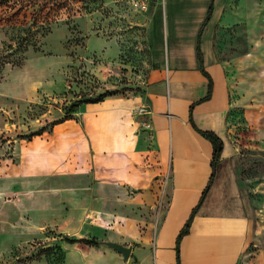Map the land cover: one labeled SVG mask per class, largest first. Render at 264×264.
Returning <instances> with one entry per match:
<instances>
[{"label":"crops","instance_id":"0c3cea01","mask_svg":"<svg viewBox=\"0 0 264 264\" xmlns=\"http://www.w3.org/2000/svg\"><path fill=\"white\" fill-rule=\"evenodd\" d=\"M148 39L155 66L144 112L119 95L82 103L28 140L24 155L0 113V150L24 159L0 157V222L23 218L64 235L112 228L98 245L69 244L77 264H177V236L204 194L180 240V264H239L252 248L256 261L264 204L250 201L233 134L245 107L248 139L264 150V0H162ZM193 125L222 140L214 166L211 142ZM134 210L154 211L157 221L140 232ZM101 241L131 246L128 259Z\"/></svg>","mask_w":264,"mask_h":264},{"label":"rangeland","instance_id":"374dc122","mask_svg":"<svg viewBox=\"0 0 264 264\" xmlns=\"http://www.w3.org/2000/svg\"><path fill=\"white\" fill-rule=\"evenodd\" d=\"M161 1L0 0V113L13 129L11 138L22 155L27 141L46 135L54 123L68 117L65 111L76 100L109 93L147 105L144 87L155 66L148 28L152 9ZM35 19L44 25L29 26ZM26 27L35 45L24 50L15 41L17 35H27ZM95 37L99 40L92 43ZM244 108L236 111L233 138L240 146L243 177L250 189L258 186V191L249 189L251 203L258 206L264 204V150L248 139L251 129ZM2 135L0 148L6 143ZM21 154L0 150L1 158L14 157L18 163L24 160ZM90 166L93 172L94 161ZM131 215L140 232L157 221L154 211L134 210ZM0 223L6 225L0 233V264H77L78 248L63 237L107 240L112 230L94 225L81 235H64L52 226L28 225L23 218ZM249 252L239 264H264V254L253 261V248Z\"/></svg>","mask_w":264,"mask_h":264},{"label":"trees","instance_id":"16d2710c","mask_svg":"<svg viewBox=\"0 0 264 264\" xmlns=\"http://www.w3.org/2000/svg\"><path fill=\"white\" fill-rule=\"evenodd\" d=\"M210 10H211V6L209 7V10H208V14H207V17H206V20L205 22L207 21L208 17H209V14H210ZM55 12V16L58 15L57 12L58 10L55 9L54 10ZM37 17H41L39 15H37ZM48 16L45 15V18H47ZM50 20L47 18V21ZM37 23V25H39L40 27L42 25H44L43 23L45 22H38L37 19L33 20V22H31V24L29 26H35V24ZM47 23V22H46ZM36 25V27H37ZM50 28V26H47ZM49 28L47 30H49ZM25 30H23L24 32L27 33V35H17V40L15 41L17 43V45L19 46V48H23L24 50H27L29 48V46H34L35 45V40H34V35L32 33V30L29 28V27H26L24 28ZM15 45V47H18ZM10 48H12L13 46L12 45H9ZM197 53H198V58L200 60V62L202 61V58H201V53H200V50H199V46L197 47ZM17 60H19V58L17 57L16 58ZM203 74L209 79V85H208V94L207 96L205 97V99H207L209 96H210V92H211V79L209 77V75L203 70ZM109 93H105V94H101L99 95L98 97L96 98H84V99H79V100H76L75 102H73L67 111H65L66 115L68 116V114L72 113L73 111H75L80 104L82 103H93V102H98V101H101L103 100V98L105 96H108ZM67 118V117H66ZM193 127L195 128V126L193 125ZM196 129V128H195ZM203 137L207 138L211 144H212V148H213V152H212V161H211V164L212 166H214L216 164V162L219 160L220 158V154H221V151H222V148H223V142L222 140L216 135L214 134L213 132H210V131H201L199 129H196ZM204 194L201 196V199H200V202L199 204L193 208L191 214H190V217L188 218V220L186 221V223L184 224L183 228L180 230L178 236H177V240H176V251H177V264H180V255H179V244H180V240L181 238L186 235L189 231V227H190V224H191V221H192V217L194 215V213L196 212L198 206L200 205L201 201H202V198H203ZM63 241L66 242V243H69V244H73V243H83V244H86V245H98L99 244V241L95 238H68V237H63Z\"/></svg>","mask_w":264,"mask_h":264},{"label":"water","instance_id":"95a60500","mask_svg":"<svg viewBox=\"0 0 264 264\" xmlns=\"http://www.w3.org/2000/svg\"><path fill=\"white\" fill-rule=\"evenodd\" d=\"M100 243L120 252L122 257H123V260L126 261L128 259L129 253L131 251V246H125L123 244H120V243L114 242V241H101Z\"/></svg>","mask_w":264,"mask_h":264},{"label":"built area","instance_id":"2783aa9c","mask_svg":"<svg viewBox=\"0 0 264 264\" xmlns=\"http://www.w3.org/2000/svg\"><path fill=\"white\" fill-rule=\"evenodd\" d=\"M139 111H140V112H144V108H143V107L140 108Z\"/></svg>","mask_w":264,"mask_h":264}]
</instances>
